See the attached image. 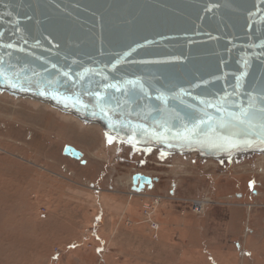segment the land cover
<instances>
[{"label": "water", "instance_id": "95a60500", "mask_svg": "<svg viewBox=\"0 0 264 264\" xmlns=\"http://www.w3.org/2000/svg\"><path fill=\"white\" fill-rule=\"evenodd\" d=\"M0 96L138 151L264 156V0H0Z\"/></svg>", "mask_w": 264, "mask_h": 264}, {"label": "rangeland", "instance_id": "374dc122", "mask_svg": "<svg viewBox=\"0 0 264 264\" xmlns=\"http://www.w3.org/2000/svg\"><path fill=\"white\" fill-rule=\"evenodd\" d=\"M66 146L82 158L64 156ZM119 146L94 126L0 96V264H112L110 251L113 264H264V156L161 165ZM134 174L157 181L132 196ZM114 242L157 256L123 261Z\"/></svg>", "mask_w": 264, "mask_h": 264}, {"label": "crops", "instance_id": "0c3cea01", "mask_svg": "<svg viewBox=\"0 0 264 264\" xmlns=\"http://www.w3.org/2000/svg\"><path fill=\"white\" fill-rule=\"evenodd\" d=\"M121 207V206H120ZM120 210H121V208H119V209H116V208H114L112 211L113 212H116V211H119L120 212ZM101 213H103L104 212V207L102 206L101 207ZM109 211H110V209H109ZM122 211V210H121ZM111 212V211H110ZM100 218H101V216H96L95 217V220H94V222L97 224V223H99V221H100ZM102 224V223H101ZM100 240V243H99V245L101 246L100 247V250L99 251H103V249H104V246L105 245H107V248H108V243L106 244V242L104 241H102V239H99ZM160 243V242H159ZM110 244V243H109ZM123 249H122V248ZM135 244L133 245L132 244V246H130V244H127L125 247H123V245H118L117 243H111V249H115V250H117L118 251V254L117 255H120V257H121V259H123V261H128V260H131V261H133V260H137V259H141V258H143V260H146V261H152V260H154V259H152V258H155V256H157V255H155V253H152V252H144V253H139V251H137L136 249H135ZM111 253L110 254H108V257H107V259L106 260H109V262H111L112 264H113V261H115V259H116V257H115V254H113V252L112 251H110ZM104 254V256L106 255L105 253H103ZM101 254H99V256H100ZM159 255V254H158ZM101 264H107L106 263V261H104V259L103 260H101Z\"/></svg>", "mask_w": 264, "mask_h": 264}, {"label": "flooded vegetation", "instance_id": "af4514ba", "mask_svg": "<svg viewBox=\"0 0 264 264\" xmlns=\"http://www.w3.org/2000/svg\"><path fill=\"white\" fill-rule=\"evenodd\" d=\"M118 150H125L127 152L129 158L133 157V155H136L138 157L141 156V158H142L141 162L142 163H143L144 159L149 158L152 155L155 156L156 161L158 162V164H161V165L166 164L168 160H173V159L180 158V157H177V156H175V157L162 156V155H160L158 153H155V152L138 151V150H135V149L127 148V147H125L123 145H120ZM192 161H193V163H196V162L198 163V161H202V160H197V159L193 158ZM229 164H232L231 161L230 162L222 161V162L218 163V166L219 167H223V166H226V165H229Z\"/></svg>", "mask_w": 264, "mask_h": 264}, {"label": "built area", "instance_id": "2783aa9c", "mask_svg": "<svg viewBox=\"0 0 264 264\" xmlns=\"http://www.w3.org/2000/svg\"><path fill=\"white\" fill-rule=\"evenodd\" d=\"M199 203H201V202H195L193 204V210H194L195 213H200L202 211V209L199 207L200 206Z\"/></svg>", "mask_w": 264, "mask_h": 264}, {"label": "bare ground", "instance_id": "6f19581e", "mask_svg": "<svg viewBox=\"0 0 264 264\" xmlns=\"http://www.w3.org/2000/svg\"><path fill=\"white\" fill-rule=\"evenodd\" d=\"M129 182H131V181H129ZM130 185H131V184H130ZM146 190H147V189H144L143 193L146 192ZM143 193H142V194H143ZM142 194H141V193H139V194H138V193H131L132 196H133V195L138 196V195H142ZM143 196H144V195H143ZM199 204H200L199 207H200L201 209H203V206L205 205V203H199ZM250 208H251V207H250Z\"/></svg>", "mask_w": 264, "mask_h": 264}]
</instances>
